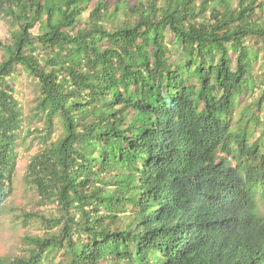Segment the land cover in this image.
Instances as JSON below:
<instances>
[{
  "label": "trees",
  "instance_id": "trees-1",
  "mask_svg": "<svg viewBox=\"0 0 264 264\" xmlns=\"http://www.w3.org/2000/svg\"><path fill=\"white\" fill-rule=\"evenodd\" d=\"M111 1L0 0V217L27 141L52 206L0 264H264V0Z\"/></svg>",
  "mask_w": 264,
  "mask_h": 264
},
{
  "label": "rangeland",
  "instance_id": "rangeland-1",
  "mask_svg": "<svg viewBox=\"0 0 264 264\" xmlns=\"http://www.w3.org/2000/svg\"><path fill=\"white\" fill-rule=\"evenodd\" d=\"M110 2L112 3L111 0ZM93 5L94 3L90 10L94 7ZM88 14L89 11L84 13L83 19H87ZM8 28V23L0 20V41L5 42L9 38ZM253 42L247 40L246 43L247 45H253ZM33 83L32 79L26 74H21L15 83V96L25 110L34 105L35 88ZM37 150V144H30L29 141L26 142L23 148L18 150L20 156L14 178V192L6 202V211L0 217V257L19 255L22 252L24 237L39 236L43 233L42 226L38 221L25 222L23 220L24 213L43 212L45 215H49L47 211L52 210V206L43 207L38 204L36 194L25 177L26 167ZM43 209L46 211L44 212Z\"/></svg>",
  "mask_w": 264,
  "mask_h": 264
}]
</instances>
